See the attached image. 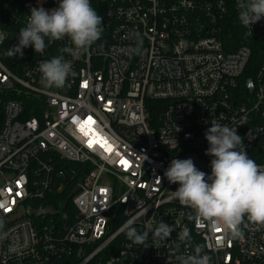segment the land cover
<instances>
[{
  "label": "built area",
  "instance_id": "1",
  "mask_svg": "<svg viewBox=\"0 0 264 264\" xmlns=\"http://www.w3.org/2000/svg\"><path fill=\"white\" fill-rule=\"evenodd\" d=\"M90 2L101 39L84 54L64 53L76 75L45 89L38 65L68 38L46 40L43 54L3 53L32 7L59 0H0L14 26V41L0 26V264H180L169 249L184 226L192 241L178 255L204 244L209 264H264V226L248 223L242 239L225 240L189 220L173 199L179 184L164 176L173 159L188 158L211 175V121L236 128L264 168V18L249 35L237 0ZM151 101L164 104L158 120ZM130 218L139 231L162 220L174 231L168 240L149 233L144 248L127 239Z\"/></svg>",
  "mask_w": 264,
  "mask_h": 264
},
{
  "label": "clouds",
  "instance_id": "2",
  "mask_svg": "<svg viewBox=\"0 0 264 264\" xmlns=\"http://www.w3.org/2000/svg\"><path fill=\"white\" fill-rule=\"evenodd\" d=\"M237 10L241 26L250 29L252 35V25L264 18V0H237ZM103 32V18L90 0H59L58 7L51 10L32 7L19 30L18 44L6 49L3 55L23 57V49L29 46L35 53L43 54L48 46L46 40L68 38L71 46L62 48V54L41 61L37 69L43 88L63 89L69 78L76 75L72 60L66 59L64 53L75 57L88 52ZM205 139L209 144L205 154L213 157L210 176L197 169L191 158L173 159L164 176L169 183L179 184L172 192L173 199L192 211L189 220L206 223L213 232H221L225 240L242 239L248 223L264 226V168L250 158L236 128L211 121ZM134 225L131 218L125 223L127 239L144 248L150 244L149 233L151 239L168 240L174 231L163 220L153 230L139 231ZM3 227L4 221L0 219V230ZM177 241L169 255L180 264H209L204 244H196L191 253L177 254L181 244L191 243L190 228L184 226Z\"/></svg>",
  "mask_w": 264,
  "mask_h": 264
},
{
  "label": "trees",
  "instance_id": "3",
  "mask_svg": "<svg viewBox=\"0 0 264 264\" xmlns=\"http://www.w3.org/2000/svg\"><path fill=\"white\" fill-rule=\"evenodd\" d=\"M23 2H28L30 0H21ZM0 26L3 27L4 29L10 31V39L11 41H14V36H13V31H14V26L4 20L2 17V12L0 11ZM163 102H149L148 108L150 110V114L152 116V119L158 120L160 116L163 113ZM43 204H51V202H45Z\"/></svg>",
  "mask_w": 264,
  "mask_h": 264
},
{
  "label": "water",
  "instance_id": "4",
  "mask_svg": "<svg viewBox=\"0 0 264 264\" xmlns=\"http://www.w3.org/2000/svg\"><path fill=\"white\" fill-rule=\"evenodd\" d=\"M76 192V191H75ZM74 192V193H75ZM73 193V194H74ZM52 213V209L51 208H47L45 210H41V211H33V215H36V216H40V215H48V214H51Z\"/></svg>",
  "mask_w": 264,
  "mask_h": 264
},
{
  "label": "snow or ice",
  "instance_id": "5",
  "mask_svg": "<svg viewBox=\"0 0 264 264\" xmlns=\"http://www.w3.org/2000/svg\"><path fill=\"white\" fill-rule=\"evenodd\" d=\"M89 119H91V118H89Z\"/></svg>",
  "mask_w": 264,
  "mask_h": 264
}]
</instances>
